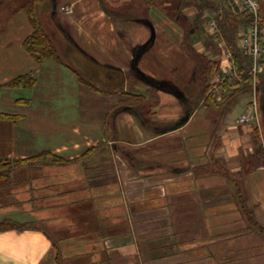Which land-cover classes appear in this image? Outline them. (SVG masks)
Returning <instances> with one entry per match:
<instances>
[{
  "label": "crops",
  "instance_id": "crops-1",
  "mask_svg": "<svg viewBox=\"0 0 264 264\" xmlns=\"http://www.w3.org/2000/svg\"><path fill=\"white\" fill-rule=\"evenodd\" d=\"M148 1L36 0L57 53L66 46L43 64L24 49L33 33L24 5L12 9L0 34V85L27 74L37 84L2 91L0 112L20 119L0 120V159L48 152L64 163L14 168L17 207L4 204L9 195L0 191V221L21 220L24 211L25 223L40 226L1 232L0 264H264V241L216 173L242 177L246 203L264 227V165L246 166L264 146L263 129L239 124L241 116L231 122L235 101L212 108L200 100L192 51L204 55L216 43L210 60L219 72L231 70L217 21H196L187 34ZM134 3L146 15L124 14ZM202 25L207 35L194 42ZM221 91L214 76L217 102ZM51 220L66 233L46 228Z\"/></svg>",
  "mask_w": 264,
  "mask_h": 264
},
{
  "label": "trees",
  "instance_id": "trees-1",
  "mask_svg": "<svg viewBox=\"0 0 264 264\" xmlns=\"http://www.w3.org/2000/svg\"><path fill=\"white\" fill-rule=\"evenodd\" d=\"M10 1L12 0H0V14L2 13V9L3 7H5V5L11 4L9 3ZM177 1V3H179L177 9H181L185 6L193 4V0H189L187 2L186 0ZM153 3L164 10L174 20L180 23H184L182 17H180L178 13H174V10H168V8L165 7L166 5L164 6V4L160 0H153ZM168 3L171 2L168 1ZM23 5V9L26 11L30 24L33 27V33L29 35L23 43L24 49L39 64H43L46 61L58 60L59 56L57 53V49L50 36L42 28L37 12L36 0H30ZM197 7L206 10L214 9L215 6L212 0H202V3L200 2V5H197ZM215 20L217 21L219 29L217 35L219 38L223 39L226 42L228 48L232 52L236 64V70L241 80H243V83L239 79L235 78H228L227 80H225V82L220 85L222 90V101L227 102L235 95H246L249 93H253L254 89L256 88L258 92H262L261 101L262 105H264V88L262 82L263 76H261L260 74L258 76L257 84L254 85L253 76L250 74L251 61L239 48L237 42L240 30L250 24V19L244 15L236 17L232 12L226 10L224 14L217 15V18H215ZM188 43L189 36H187L186 38V47L190 48ZM192 53L198 61L197 83L200 88V100L204 99V103L206 105H212L213 103L217 106L222 105L223 102H217L216 93L210 92L211 80L219 72L218 62L212 61L209 58L207 59L204 55H198L194 51H192ZM239 83L242 85L241 89L233 90L232 87ZM36 84L37 79L35 76H33V74L22 75L4 85H0V96L4 88L32 89L36 86ZM20 101L22 103L28 102V100L26 99H21ZM19 119V116L0 112V120H11L17 122L19 121ZM50 158L52 160H49ZM47 163L59 164L64 163V160L61 157L52 155L48 152H44L36 156L24 159H0V191L6 188H10L14 184L15 180L12 178V172L14 168H23L25 166L31 165L40 166ZM261 165H264V147L262 145L257 148L253 156L246 161V166L249 171L254 170ZM216 173H223L225 180L233 188V198L235 205L242 213L244 220L246 219L245 224H247V228L264 239V227L254 219V212L253 210H251V208L248 207L246 203L244 191L242 188V177H234V175L230 173L226 168H218V172L216 170ZM25 224L28 225L30 224V222ZM26 225H19L18 223L15 224L13 220L6 218L0 221V233L13 229L23 230L32 228V226Z\"/></svg>",
  "mask_w": 264,
  "mask_h": 264
},
{
  "label": "rangeland",
  "instance_id": "rangeland-1",
  "mask_svg": "<svg viewBox=\"0 0 264 264\" xmlns=\"http://www.w3.org/2000/svg\"><path fill=\"white\" fill-rule=\"evenodd\" d=\"M27 0H12L10 1L9 3L11 4H8V5H5V7H3L2 9V13L0 14V34L2 33V31L4 30L5 28V23L8 21H10V19L13 17V8L14 7H19V5H23L24 2H26ZM150 1V0H149ZM148 1V2H149ZM164 6L166 4H170V5H166L165 7L168 8V10H174V13H178V15L180 17H182L184 23L183 24V28H184V32H186L187 34L190 32V30L192 29V27L195 26V24H197L196 21H199L201 24L204 23L208 17H213L214 19L217 18V15L219 14H224L225 11H230L232 12L236 17H240L241 15H244L241 11H239L235 5H232L231 1L230 0H212L213 4H214V9H200L199 7H197V5H200V2L202 3V0H193V4L191 6H189L190 9H184V8H181V9H177V6L179 3H177L178 1L177 0H160ZM168 1H170L171 3H168ZM189 1V0H188ZM187 2V1H186ZM260 4H261V13H262V25L264 26V0H260ZM126 12H124V14H127V15H134V16H139L141 15L140 12L142 13V15H146V7L144 9H142V5L140 4H132V6H129L126 8L125 10ZM157 14H153L151 13L150 15V18L152 19H155L157 18ZM245 16V15H244ZM159 19L158 20H161L162 18L159 16L158 17ZM45 20V19H44ZM167 31H171L172 30V27L169 26L168 28H166ZM207 35V32H206V28L204 25H202L200 27V30L197 32L195 38L193 39L194 42H196V38L197 36H199L200 39H203V37L205 38ZM239 36V35H238ZM189 44V43H188ZM216 44V43H215ZM213 47H209V43H208V50L204 53V56L205 58H211L215 55V53H217V50L215 49L217 45H215ZM190 45V44H189ZM66 46L62 47V46H58V49H59V55L62 57V53H63V50ZM65 57V56H64ZM68 57L66 56V59ZM189 60V59H188ZM81 64L83 65V62H81ZM220 73V72H219ZM218 73V74H219ZM217 75V74H216ZM215 75V76H216ZM261 76H263V88H264V72L261 73ZM187 82L189 80V78H184ZM130 89L133 87V85H130ZM220 88V86L218 87ZM130 91H133V89H131ZM261 94L262 92H258L257 91V99L259 97H261ZM221 95V94H220ZM239 95H242V96H236L234 97L233 101L231 102V99H229L227 102H223L222 105L226 106V104H228V107H232L233 106V103L235 101V103L237 102L236 104V107L233 109L232 111V114H231V122H235L236 120H238V118L240 116H242L244 113H247L248 112V109H247V104L249 102L252 101V97L250 94H239ZM245 96V97H244ZM258 117H259V123H260V126L261 128L263 129V133H264V106L262 105V101L261 100H258ZM212 103V102H211ZM221 105V106H222ZM220 107H217V106H214V103L212 104V108H221ZM261 146V144L259 143L258 147L259 148ZM263 146V144H262ZM264 147V146H263ZM9 160H13V159H9ZM49 160H52L51 158ZM6 191V193H8L9 196H7L6 198H3L4 200L2 202H5L4 204H10L14 207H17L14 203V201L12 200L13 198V189L12 188H6L4 189ZM4 190L1 191V195L4 194L5 192H3ZM12 197V198H11ZM1 202V203H2ZM20 212H18V216H23L20 219H15V218H12L13 221L15 222V224H25V220L26 218H30V216H27L29 215V213H26V212H21L22 215L19 214ZM68 217V224H70L71 226H78V222L76 221L75 218H72L71 214L67 215ZM10 219V218H9ZM11 219V220H12ZM70 220V221H69ZM42 225V224H41ZM69 225V226H70ZM26 226H32V227H39L40 224L38 223H35V222H30V224L26 225ZM46 228H51L53 229L54 231H56L57 233H62V234H65L66 232H64L63 230H60L58 229V227L56 226V224L54 222L51 221H46V225H44ZM247 226V225H246ZM232 228V227H230ZM56 229V230H55ZM264 241V239H262Z\"/></svg>",
  "mask_w": 264,
  "mask_h": 264
},
{
  "label": "built area",
  "instance_id": "built-area-1",
  "mask_svg": "<svg viewBox=\"0 0 264 264\" xmlns=\"http://www.w3.org/2000/svg\"><path fill=\"white\" fill-rule=\"evenodd\" d=\"M232 5L241 11L245 16L250 19V24L244 27L239 32L238 45L242 52L251 61V71L250 74L253 76L254 85L257 84L258 76L264 72V26L262 25V13L260 0H230ZM66 14H72V7H64L62 9ZM224 55L231 59L230 71H222L215 76V88L219 87L222 83L229 77H235L241 82V78L235 71V64L233 63V55L231 51L228 50L225 42L222 43ZM254 99L250 105L249 112L243 114L239 120V124H251L252 122L259 123L258 117V100L257 90H254Z\"/></svg>",
  "mask_w": 264,
  "mask_h": 264
}]
</instances>
